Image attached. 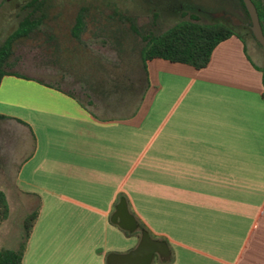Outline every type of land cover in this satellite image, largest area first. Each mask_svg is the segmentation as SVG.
<instances>
[{
    "label": "crops",
    "instance_id": "obj_1",
    "mask_svg": "<svg viewBox=\"0 0 264 264\" xmlns=\"http://www.w3.org/2000/svg\"><path fill=\"white\" fill-rule=\"evenodd\" d=\"M247 44L231 35L200 69L139 58L128 79L141 83L138 101L121 118L100 95L85 103L56 83L3 75L4 151L14 138L31 144L13 194L39 208L23 264H106L141 230L169 249L151 264H264V67ZM121 198L134 232L110 221Z\"/></svg>",
    "mask_w": 264,
    "mask_h": 264
},
{
    "label": "rangeland",
    "instance_id": "obj_2",
    "mask_svg": "<svg viewBox=\"0 0 264 264\" xmlns=\"http://www.w3.org/2000/svg\"><path fill=\"white\" fill-rule=\"evenodd\" d=\"M80 12L84 28L75 38L71 31ZM219 13L250 21L238 0H4L0 5V45L24 17H41L36 30L13 43L4 69L56 83L85 103H97L96 97L101 96L107 112L111 109L112 115L125 117L137 104L141 88L140 82H128L131 70L139 73L140 34L160 33L180 20L191 19V15L202 23L231 24ZM234 27L238 35L247 38L252 60L264 67V48L255 42L247 26ZM61 72L68 73L60 76ZM91 108L100 113L94 105ZM1 136L0 191L7 196L9 212L0 225V249H18L24 242L23 219L29 208L17 201L13 185L31 144L28 139L14 138L4 151ZM157 259L155 256L154 261Z\"/></svg>",
    "mask_w": 264,
    "mask_h": 264
},
{
    "label": "trees",
    "instance_id": "obj_3",
    "mask_svg": "<svg viewBox=\"0 0 264 264\" xmlns=\"http://www.w3.org/2000/svg\"><path fill=\"white\" fill-rule=\"evenodd\" d=\"M238 2L249 19L243 1L238 0ZM252 2L258 12L264 33V0H252ZM31 4L32 2H29L28 6ZM40 22L41 17L30 18L29 16H26L19 21L17 27L6 36L0 45V81L2 76L9 72L4 69V66L7 64L8 58L11 54L13 43L20 38L27 37L31 32L36 30L40 25ZM83 28L84 17L80 12L75 18V23L71 31L72 35L75 38H78ZM134 30L138 31L135 28ZM249 31L255 42L260 45L254 38L250 29ZM231 35H237L235 27L232 25L224 22L202 23L197 20L195 15H191V19L180 20L160 33L154 34L152 32H147L145 34H140L143 41L139 51L140 60L144 68L147 60L162 58L171 62H179L200 69L205 67L209 62L214 47L219 42L229 38ZM8 212L9 209L5 194L0 191V225L7 218ZM38 214L39 208H36L25 216L23 220L24 242L22 246L18 249L1 248L0 264H23L25 244L32 232Z\"/></svg>",
    "mask_w": 264,
    "mask_h": 264
},
{
    "label": "water",
    "instance_id": "obj_4",
    "mask_svg": "<svg viewBox=\"0 0 264 264\" xmlns=\"http://www.w3.org/2000/svg\"><path fill=\"white\" fill-rule=\"evenodd\" d=\"M4 0H0V5ZM246 11L249 15V23L242 22L235 16L225 13L218 15L228 18L232 25H245L247 26L256 41L264 48V33L262 30L261 22L258 12L252 0H242ZM110 221L117 225L119 228L134 232L138 230V223L135 217L130 213L127 202L121 198L115 207V211L111 215ZM158 255L162 261L169 258V249L164 241L152 238L146 230L140 231V237L137 245L125 253H109L106 257V264H151L155 255Z\"/></svg>",
    "mask_w": 264,
    "mask_h": 264
},
{
    "label": "flooded vegetation",
    "instance_id": "obj_5",
    "mask_svg": "<svg viewBox=\"0 0 264 264\" xmlns=\"http://www.w3.org/2000/svg\"><path fill=\"white\" fill-rule=\"evenodd\" d=\"M242 27H246L245 25H241Z\"/></svg>",
    "mask_w": 264,
    "mask_h": 264
}]
</instances>
